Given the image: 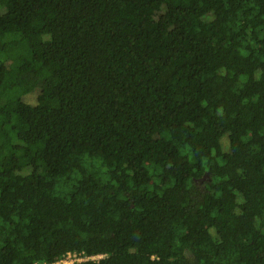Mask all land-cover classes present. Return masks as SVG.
I'll return each instance as SVG.
<instances>
[{
	"label": "trees",
	"instance_id": "1",
	"mask_svg": "<svg viewBox=\"0 0 264 264\" xmlns=\"http://www.w3.org/2000/svg\"><path fill=\"white\" fill-rule=\"evenodd\" d=\"M68 253L264 264V0H0V264Z\"/></svg>",
	"mask_w": 264,
	"mask_h": 264
},
{
	"label": "built area",
	"instance_id": "2",
	"mask_svg": "<svg viewBox=\"0 0 264 264\" xmlns=\"http://www.w3.org/2000/svg\"><path fill=\"white\" fill-rule=\"evenodd\" d=\"M102 256H82V255H77L75 253H68L66 254V256L53 264H67V262H69V264H74L75 262H84V261H88V260H98L99 258H101Z\"/></svg>",
	"mask_w": 264,
	"mask_h": 264
},
{
	"label": "rangeland",
	"instance_id": "3",
	"mask_svg": "<svg viewBox=\"0 0 264 264\" xmlns=\"http://www.w3.org/2000/svg\"><path fill=\"white\" fill-rule=\"evenodd\" d=\"M226 140V137H222L221 141L222 143ZM197 186H199L202 190L204 189V182L203 180L199 179L197 181ZM67 264H69V262H67Z\"/></svg>",
	"mask_w": 264,
	"mask_h": 264
}]
</instances>
